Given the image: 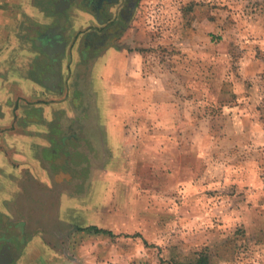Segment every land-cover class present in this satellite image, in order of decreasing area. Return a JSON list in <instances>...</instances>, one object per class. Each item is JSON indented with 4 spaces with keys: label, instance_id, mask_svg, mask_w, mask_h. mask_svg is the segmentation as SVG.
Wrapping results in <instances>:
<instances>
[{
    "label": "rangeland",
    "instance_id": "1",
    "mask_svg": "<svg viewBox=\"0 0 264 264\" xmlns=\"http://www.w3.org/2000/svg\"><path fill=\"white\" fill-rule=\"evenodd\" d=\"M16 2L12 9L0 2L14 21L27 10L23 0ZM137 9L119 41L126 50L116 58L126 67L116 76H137L120 84L142 96L143 107L124 92L118 96L114 105L129 102L132 112L116 121L123 129L112 132V141L102 109L109 68L93 63L88 76L81 75L86 79L71 80L84 91L87 111L74 127L77 158L58 161L74 178L51 189L38 179L31 183L33 197L25 200L35 210L31 225L57 249L63 234H78H71L73 226L104 223L112 232L143 238L142 256L117 257L119 264H176L205 249L228 251V260L216 257L213 264H264V0H139ZM148 87L154 97L144 93ZM58 112L67 134L75 124ZM49 135L55 139V130ZM91 189L118 194L107 210L97 211L85 203H92ZM69 245L74 258L64 264H84Z\"/></svg>",
    "mask_w": 264,
    "mask_h": 264
},
{
    "label": "crops",
    "instance_id": "2",
    "mask_svg": "<svg viewBox=\"0 0 264 264\" xmlns=\"http://www.w3.org/2000/svg\"><path fill=\"white\" fill-rule=\"evenodd\" d=\"M16 1L19 0H7L9 9H12V3H18ZM23 1L21 3L27 10L24 16H15V21L11 20L13 13L5 12L0 7V264H33L37 259L42 260V264H52L49 261L52 258L55 264H64V260L74 258L69 255V244L77 261L81 260L84 264H119L113 262L117 257L137 259L144 251L143 238L112 232L103 226L104 223L73 226L71 234L78 231L74 235L80 239L77 241L74 235L70 238V234H63L65 239L55 240L60 243L59 249L49 245L45 231L35 227L34 223L31 225L35 210L29 207V202H25L27 196L33 197L31 183H38V179L51 189L74 178L70 171L59 167L58 161V158H77L79 131L76 134L74 127L77 119L82 121L84 111H87L83 108L84 91L73 87L71 80L84 75L83 71H87L88 76L90 68L86 66L93 63L101 61L109 68V75L102 78L105 84L102 109L103 129L109 132L107 137L110 139L112 132L115 134L123 129L116 122L122 119L121 114L132 112L127 108L129 102L114 105L118 96L124 92L134 106L143 98L125 90L120 84L131 79L135 81L136 75L125 76V79L121 78L122 75L116 76L118 70L126 67L124 59L116 58L117 54L122 56L126 50V47L123 48L125 50L119 47L121 42L96 54L83 44L87 34L94 30L90 12L72 7L63 12L61 9L68 6H61L60 1L56 0ZM20 21L23 23L22 29ZM125 38L126 35H123L119 41ZM87 76L81 77L86 79ZM148 88L144 93L154 97V91ZM58 111L63 114L66 111L67 120L71 125L75 124L67 134L60 128L62 123ZM50 122L55 123L52 129ZM50 130H55V139L49 135ZM114 140L118 143L116 138ZM53 159L56 162H52ZM90 191L93 192L92 189L88 190V194L94 197L92 203L85 202L86 206L94 207L97 211L107 210L111 196L118 194ZM120 193L129 192L121 190ZM103 196L110 197L106 199ZM16 203H21V208L15 207ZM81 205L82 208L86 207L84 202ZM92 226L110 230L109 234L115 236L109 239L98 236L95 231L86 229ZM81 230L89 234L79 235Z\"/></svg>",
    "mask_w": 264,
    "mask_h": 264
},
{
    "label": "flooded vegetation",
    "instance_id": "3",
    "mask_svg": "<svg viewBox=\"0 0 264 264\" xmlns=\"http://www.w3.org/2000/svg\"><path fill=\"white\" fill-rule=\"evenodd\" d=\"M55 2V0H51ZM63 12L72 8L88 11L94 20V29L87 34L83 41L89 51L100 53L109 47L118 46L119 40L135 22L139 0H56ZM67 9V10H66ZM134 11L136 13H134ZM57 159V158H55ZM55 159L52 162H56ZM59 167L66 169V162L59 161Z\"/></svg>",
    "mask_w": 264,
    "mask_h": 264
},
{
    "label": "trees",
    "instance_id": "4",
    "mask_svg": "<svg viewBox=\"0 0 264 264\" xmlns=\"http://www.w3.org/2000/svg\"><path fill=\"white\" fill-rule=\"evenodd\" d=\"M225 82V85L227 84L228 81H224ZM232 84L229 85V88L231 89V94L233 96H235L236 94V90L234 88L231 87ZM224 95V92L221 91V96ZM87 230L89 231H95V232H104V233H111L110 230H107V229H101V228H98V227H95V226H92V227H87L86 228ZM224 252V253H222ZM226 256V257H225ZM219 259H227L229 258V254H228V251H220L218 254H216V252H210L208 251L207 249L203 250V251H200V252H197L192 258H190L189 260L187 261H180V262H176V264H213L214 261L218 258Z\"/></svg>",
    "mask_w": 264,
    "mask_h": 264
}]
</instances>
